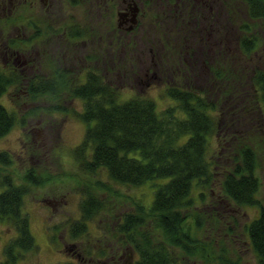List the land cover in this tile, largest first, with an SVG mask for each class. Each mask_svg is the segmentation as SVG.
<instances>
[{
	"label": "trees",
	"instance_id": "trees-1",
	"mask_svg": "<svg viewBox=\"0 0 264 264\" xmlns=\"http://www.w3.org/2000/svg\"><path fill=\"white\" fill-rule=\"evenodd\" d=\"M204 2L202 6V1H198L195 6L198 18L204 14L201 10L210 8ZM233 2L224 3L229 14L233 9L230 18L238 11ZM239 10L255 26L249 34L247 23L241 28L246 35L239 37V47L247 57L260 47L258 29L264 30V26L258 27V22H264V0H243ZM242 63L239 60L237 67L228 65L224 69L221 65L213 71L221 83L230 82L224 86L221 99L214 97L216 101L208 97L213 95V89L167 87V96L177 106L165 112L158 111L152 99L135 96L121 101L119 92L106 80L88 79L74 92L73 97L84 102L78 117L86 126L81 144L73 151L79 170L88 175L104 172L110 182L126 187L148 184L152 190L149 207L136 204L135 212H123L111 228L112 237L121 236L131 243L134 264H247L239 248L234 247L236 242L242 243L244 251H250L252 264H264V204L258 199L261 183L257 176L258 168L264 169V62H255L246 71ZM48 85L47 81L30 84V95L23 98L35 102L44 98ZM19 88L20 79L15 73L0 70L1 100ZM222 118L226 123L219 143L229 145L225 159L228 161L221 166L222 203L231 209L254 208L257 215L243 226L245 232L241 234L235 232L239 230L235 218H229V228L220 230V214L203 217L196 212L197 201L206 200L201 191L214 182L217 165L207 155L209 139L219 131ZM17 124L15 113L0 103V138ZM0 163L10 167L9 154H0ZM36 175V170L30 169L24 179L34 182ZM100 189L107 187L102 184ZM27 190V186L14 184L9 175L0 178V218L15 233L4 246V264H18L20 259H28L32 251H38L28 213L23 211ZM80 209L81 218L69 223L72 238H80L86 232L87 222L105 209V203L94 191H88ZM210 219V223L218 224V229L214 226L206 237L204 233L199 238L204 223ZM187 223L191 225L185 226ZM51 245L54 249L52 242Z\"/></svg>",
	"mask_w": 264,
	"mask_h": 264
},
{
	"label": "rangeland",
	"instance_id": "rangeland-1",
	"mask_svg": "<svg viewBox=\"0 0 264 264\" xmlns=\"http://www.w3.org/2000/svg\"><path fill=\"white\" fill-rule=\"evenodd\" d=\"M198 1H202V6L205 3L204 0H195V6ZM233 1L235 2L232 4H235V9L238 11L234 17L230 18L233 9L231 8L230 14L227 12L224 5L225 0H206V4H210L209 10L206 6L204 10H201L204 12L201 17L198 18L195 15V49L191 50L186 45H191L193 42L189 34L190 27L184 28L177 38L171 32H164L163 27L159 24V18L154 21L156 20L155 12L158 11V5H155L158 1L155 0L154 6L151 7L152 21L146 28L149 33L148 37L137 36L140 41L145 39L151 41L152 52L147 46L144 54H141V50L138 49L131 53L126 51L128 53L124 56L125 64L123 65L126 73L121 72L120 78H116L114 82L121 101L135 96L148 98L155 101L158 111L165 112L177 106L166 93V88L174 85L192 87L199 91L207 90V88L213 89L211 90L213 95L208 97L209 100L216 101L214 97L221 99L224 95V86L229 85L230 82L224 80L221 83L215 78L213 72L215 69L218 70L221 65L224 69L229 66L237 67L240 64L235 63L239 60L244 62L241 65L245 66L243 67L245 71L249 65L255 62L263 63L264 30L258 29L260 34L258 38L261 43L256 53L245 57V54L240 51L239 37L244 34L241 29L244 22L250 28L248 34L255 26L239 10L243 0ZM193 3L194 0H190V4ZM190 7H188L189 10ZM261 24L264 26V22L259 21L258 27L261 28ZM198 28L200 31L196 30ZM168 36L171 37L169 40ZM194 54L195 59H193ZM1 61L0 59V66L3 65ZM129 68L137 72L135 78L130 74ZM146 69L149 70L150 75L145 76ZM107 82L112 83L111 80H107ZM215 91L220 96H216ZM222 91L223 93H221ZM22 96L18 89L11 90L2 100L0 99L1 105L15 113L18 119V124L10 133L0 138V154L7 153L9 159H12L10 167H5L0 163V178L9 175L17 186L28 187L24 194L23 211L28 213L30 230L35 237L36 248H38L36 252L38 261L33 254L25 261L23 258L20 264H86L90 261L92 264H97L93 259L101 258L105 262L111 256H114L115 259L122 256L126 245H129L128 249L132 251L133 247L126 239L121 236L118 239L112 237L111 228L115 225L114 220L117 216L119 218L123 212H135L136 204L146 208L151 205L153 195L151 196L152 190L148 188L150 185L126 187L110 182L104 172L88 175L79 170L73 151L81 144L85 134L86 126L79 120L78 112H76L82 110L83 106L81 109H74V112L71 113L72 120L66 119V125L60 131L57 130V133L55 131L54 135L53 133L49 135L46 124L37 123L39 116L32 113L34 109L47 107L49 104L62 105V107L71 105L75 108V105L81 104L80 101L70 103L71 97H56L47 94L35 102ZM82 103L84 105L83 101ZM225 123L226 119L222 118L219 131L217 130L216 134L209 139L210 147L207 159L217 166L214 168L213 184L210 188L201 191L206 195V200L204 202L197 201L196 212L203 217L220 214L222 222L220 230L224 227L227 229L230 225L227 224L230 221L229 218H235L239 227V230L235 232L241 234L245 232L243 226L252 221L255 216L257 218V215L254 208L241 209L231 205L236 208L231 209L222 203L224 199L220 186L223 172L221 166L224 161V165L228 161L225 159L228 157L227 148L229 145L228 143L225 146L220 145L219 142L224 135ZM30 169H35L37 172L34 182L24 179ZM257 176L261 183L258 199L264 204V169L258 168ZM102 184L106 185L107 190L100 189ZM88 191H94L100 200H104L105 209L87 222V230L80 238H72L69 223L81 218L80 205L85 192ZM210 221L211 219L208 224L204 223L199 238L202 239L204 233L206 237V232L214 226L216 230L218 229V224L214 225L215 221L211 223ZM190 225L191 223L185 224V226ZM220 230L218 233H221ZM2 241L3 239L0 240V242ZM51 242L55 246L54 249ZM66 243L70 245L64 248ZM72 245L76 247L73 248ZM233 245L239 248L238 252L247 264L253 263L250 251H244L241 242L233 243ZM128 255L129 253L123 255L124 264H128ZM28 260H31L30 263ZM130 264H132L131 260Z\"/></svg>",
	"mask_w": 264,
	"mask_h": 264
},
{
	"label": "flooded vegetation",
	"instance_id": "flooded-vegetation-1",
	"mask_svg": "<svg viewBox=\"0 0 264 264\" xmlns=\"http://www.w3.org/2000/svg\"><path fill=\"white\" fill-rule=\"evenodd\" d=\"M156 1L157 4L155 0H0V59L3 63L0 70L19 77L22 97L30 95V84L47 81L46 96H67L71 97L70 103L81 102L75 108L49 104L32 111L39 116L37 123L46 124L49 135L60 131L66 125V119L72 120L74 109L83 106L82 110L76 111L78 116L83 112L82 100L73 94L86 85L88 79L111 80L112 83H108L118 91L114 82L120 78L121 72L126 73L124 56L136 49L144 54L146 46L152 52L151 41H140L137 36L148 37L146 28L152 21L151 7L154 4L158 5V11H153L156 14L154 21L159 18L164 32H171L178 38L184 28L190 27L193 42L186 45L195 49V0L192 5L190 0ZM129 71L135 78L137 72L132 68ZM148 74L151 73L146 69L145 76ZM41 90L45 91L44 88ZM4 221L0 218V240L3 239L0 242V264L5 263V244L15 236L13 228ZM69 245L64 244V248ZM126 246L125 252L117 259L114 256L105 262L101 258L91 259L97 264H124L123 255L129 253L128 264L130 260L134 264V250ZM32 252L38 261V253Z\"/></svg>",
	"mask_w": 264,
	"mask_h": 264
}]
</instances>
